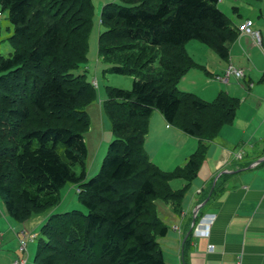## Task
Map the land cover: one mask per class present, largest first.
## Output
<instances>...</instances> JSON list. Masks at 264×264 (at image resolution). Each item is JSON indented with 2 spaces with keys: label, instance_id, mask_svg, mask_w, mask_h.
Wrapping results in <instances>:
<instances>
[{
  "label": "trees",
  "instance_id": "trees-1",
  "mask_svg": "<svg viewBox=\"0 0 264 264\" xmlns=\"http://www.w3.org/2000/svg\"><path fill=\"white\" fill-rule=\"evenodd\" d=\"M219 1L122 0L103 7L99 57L109 64L105 71L134 80L129 90L107 87L103 111L114 138L99 172L87 179L85 108L96 100V89L86 73L74 76V70L87 60L93 2L0 0L13 26V51L0 53V197L8 215L24 221L57 205L60 188L70 183L80 189L88 211L51 214L36 237L34 264H55L52 256L41 255L46 237L54 236L49 221L69 215L81 219L83 234L70 246L77 257L99 249V264H168L157 237L169 227L155 201L181 212L185 190L172 188L171 180L197 176L207 141L233 119L239 104L227 92L206 101L178 87L196 65L184 47L189 41L229 56L228 43L239 29ZM154 110L199 139L196 151L171 172L153 166L144 150Z\"/></svg>",
  "mask_w": 264,
  "mask_h": 264
},
{
  "label": "crops",
  "instance_id": "crops-1",
  "mask_svg": "<svg viewBox=\"0 0 264 264\" xmlns=\"http://www.w3.org/2000/svg\"><path fill=\"white\" fill-rule=\"evenodd\" d=\"M247 2L251 13L245 17L244 12L242 16L240 7L235 6L240 18L230 19L236 28L246 19L253 21V28L259 30L262 37L261 52L254 39L240 31L228 43L227 59L207 45L219 59L193 44L198 51L211 54L212 60L204 61L188 51L196 65L178 82L181 90L193 92L204 100H214L220 92H227L237 97L239 104L233 119L207 141L205 157L209 170L205 172V182L201 185L200 179L196 183L182 201L181 212L177 213L172 203L167 205L168 225L173 229L164 236V243L171 245L170 264H235L238 259L242 264H264V0ZM230 65L242 70L243 77L227 76ZM105 99L100 103L101 128ZM171 125L154 110L144 143L149 153L153 148V153L159 151L168 158L182 157L178 163L182 165L196 151L199 139ZM154 141L160 146L163 143L165 150L153 146ZM202 219L209 224L206 235L195 233ZM5 227V222L0 220V230Z\"/></svg>",
  "mask_w": 264,
  "mask_h": 264
},
{
  "label": "rangeland",
  "instance_id": "rangeland-1",
  "mask_svg": "<svg viewBox=\"0 0 264 264\" xmlns=\"http://www.w3.org/2000/svg\"><path fill=\"white\" fill-rule=\"evenodd\" d=\"M122 2V0H92L94 5V13L92 16L91 29L88 37V52H87V60L81 63L80 67L74 70V76L78 73H86V79L90 81L95 89H96V100L86 106V111L88 112L90 119V128L84 133L85 141L88 149L87 157H86V172L87 179L95 176L102 165V162L107 154L108 147L110 142L114 138L113 134V125L109 117L105 112H103L104 116V126L101 128L100 126V110L102 106L100 105L101 99L106 98L107 96V87H118L123 89H131L134 77L130 74H116L105 71L108 68L109 64L105 62V57L101 55L99 57V35L103 27L101 25V14L103 7L109 2ZM129 3H136L140 0H124ZM247 1H251L254 3L255 0H220L218 2V7L225 12L226 15L236 19L240 18L237 14V11L234 10V7H240L241 14L243 13L247 17L248 13H251L249 10L250 3ZM235 2V3H232ZM13 33V26L8 20V12L3 11L0 8V53L4 56H9L13 51L11 44L8 41L9 36ZM193 44H197L200 47V50L209 51L214 57L215 52L210 50L204 43L198 40H191L188 44H185V49L188 53L194 54L196 58H202L204 61L207 59L209 61L212 60V56L206 55L203 51H198ZM260 50V46L257 45ZM261 52V50H260ZM201 60V59H199ZM201 75L203 72L199 70H195ZM192 72V71H191ZM221 72V71H219ZM196 73V72H195ZM221 75V74H220ZM208 101H212V99H206ZM99 106L101 108H99ZM102 113V112H101ZM150 123V121H149ZM173 127H177L175 125H171ZM178 128V127H177ZM148 144L151 142L148 141ZM153 146L158 148L159 150H165L166 147L163 143L160 144L157 141L153 142ZM171 145H174V141L170 142ZM144 150L148 157V160L153 164V166L157 167L161 172H171L176 167L181 166L178 163L181 161L182 157L175 159L174 157H165L159 151L153 153V148L150 152L147 144L144 143ZM171 160H177L171 161ZM181 164V163H180ZM184 163H182L183 165ZM76 170L79 171V166H76ZM209 170V161L207 160V156L201 163L200 169L196 177L187 181L184 178H173L170 182L172 188L174 189H182L185 190V197L191 192V190L196 186V183L201 179V185L205 182V172ZM80 189L77 185L74 184H66L62 188H60V200L57 205L52 208L42 210L37 212H33L26 220L19 221L8 215L6 211L5 204L0 197V220L1 222H5V229H1L0 233H3V240L0 244V264H12L15 260L18 259V256L26 259V264H34L35 256L37 253V238L34 240H28L27 251L25 253L20 251V236L23 237L22 232L25 231L27 234H35L37 237L40 232L42 225L47 221L53 213H61L67 210L79 209L84 213H87V208L81 203L79 199ZM182 200V201H183ZM158 215L162 218L163 222L168 225L169 215L167 209L166 202H163L160 199L156 201ZM194 204V203H193ZM53 217V216H51ZM66 218L68 220H66ZM81 219L79 216H56L53 217L50 221V229L52 230L54 236L49 238L46 237V246L43 247L41 255H50L55 260V264H99V249H96L93 256L90 257H77L75 256V251L71 250L73 245V240H76L78 236H82L83 230L80 227ZM14 225H17L14 228ZM170 225H168L169 227ZM169 229H173L170 228ZM68 238L69 243L67 245L64 244L66 239ZM164 237H157V241L160 243V246L165 253V259L168 264L171 262V245L164 243Z\"/></svg>",
  "mask_w": 264,
  "mask_h": 264
},
{
  "label": "built area",
  "instance_id": "built-area-1",
  "mask_svg": "<svg viewBox=\"0 0 264 264\" xmlns=\"http://www.w3.org/2000/svg\"><path fill=\"white\" fill-rule=\"evenodd\" d=\"M238 29L240 32L250 35L254 39L256 44L262 47V37L260 31L253 28V21L251 19L244 20V22L239 25ZM226 72L227 76L233 75L238 78H241L244 75L242 70L237 69L232 65L228 67ZM208 226V221L206 219H202L200 224L195 227V233L206 235L209 232ZM22 234L23 237L20 236V251L25 253L27 251L28 240H34L36 236L33 233L27 234L25 231H23ZM3 236V233H0V244L2 243ZM12 264H26V259L18 256V259L15 260ZM235 264H242V260L238 259Z\"/></svg>",
  "mask_w": 264,
  "mask_h": 264
},
{
  "label": "water",
  "instance_id": "water-1",
  "mask_svg": "<svg viewBox=\"0 0 264 264\" xmlns=\"http://www.w3.org/2000/svg\"><path fill=\"white\" fill-rule=\"evenodd\" d=\"M200 208V206L197 208V210ZM196 214V213H195Z\"/></svg>",
  "mask_w": 264,
  "mask_h": 264
}]
</instances>
